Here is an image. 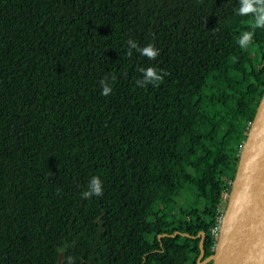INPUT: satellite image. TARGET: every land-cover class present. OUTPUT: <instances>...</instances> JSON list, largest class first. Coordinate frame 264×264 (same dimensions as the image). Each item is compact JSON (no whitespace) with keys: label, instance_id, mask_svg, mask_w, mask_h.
I'll use <instances>...</instances> for the list:
<instances>
[{"label":"trees","instance_id":"obj_1","mask_svg":"<svg viewBox=\"0 0 264 264\" xmlns=\"http://www.w3.org/2000/svg\"><path fill=\"white\" fill-rule=\"evenodd\" d=\"M240 6L0 0V264H212L264 94V25Z\"/></svg>","mask_w":264,"mask_h":264},{"label":"water","instance_id":"obj_2","mask_svg":"<svg viewBox=\"0 0 264 264\" xmlns=\"http://www.w3.org/2000/svg\"><path fill=\"white\" fill-rule=\"evenodd\" d=\"M206 261L264 264V94L241 150L215 252Z\"/></svg>","mask_w":264,"mask_h":264},{"label":"clouds","instance_id":"obj_3","mask_svg":"<svg viewBox=\"0 0 264 264\" xmlns=\"http://www.w3.org/2000/svg\"><path fill=\"white\" fill-rule=\"evenodd\" d=\"M239 13L245 14L248 12H253L256 16L255 23L257 26L264 25V0H255V4L252 0H241V6L239 8ZM252 38L251 32H245L241 38L238 39V43L243 47ZM128 44L130 48H136V50L148 58H154L158 54V50L154 48L151 44H148L142 48L137 47L134 41L129 40ZM143 73L142 81L138 80L137 83H155L159 81L162 77L157 74V72L152 68L148 67L146 69H141ZM101 84V94L107 95L111 91V86L104 79L100 81ZM102 182L98 176H92L88 182V190L82 192V196L87 198L92 195H100L102 193ZM69 264H72V258H68Z\"/></svg>","mask_w":264,"mask_h":264},{"label":"built area","instance_id":"obj_4","mask_svg":"<svg viewBox=\"0 0 264 264\" xmlns=\"http://www.w3.org/2000/svg\"><path fill=\"white\" fill-rule=\"evenodd\" d=\"M243 145H242V147H243ZM242 147H241V150H242ZM233 181L234 180H229L228 181V184L230 185V187L229 188H226L224 190V192H223V200H228V198L230 197V195H231V188H232V185H233ZM223 218H224V210L222 212H220L219 215H217L216 224L214 225V227H212V230H211V233H212V235L215 238V244L213 246L214 249L216 248L217 241H218V238H219V235H220Z\"/></svg>","mask_w":264,"mask_h":264},{"label":"rangeland","instance_id":"obj_5","mask_svg":"<svg viewBox=\"0 0 264 264\" xmlns=\"http://www.w3.org/2000/svg\"><path fill=\"white\" fill-rule=\"evenodd\" d=\"M188 187H190L191 188V186H188ZM189 195V191L187 190V188L186 189H184L183 191H182V194H181V196H180V198L182 199V200H185L187 197L186 196H188ZM189 200V199H188ZM227 202H228V200H224L223 201V203H222V208H224V211H225V209H226V207H227ZM190 203V201L188 202V204ZM187 205V204H186Z\"/></svg>","mask_w":264,"mask_h":264}]
</instances>
